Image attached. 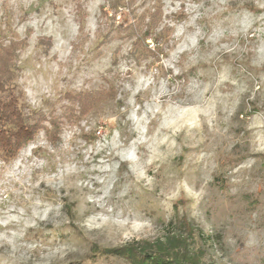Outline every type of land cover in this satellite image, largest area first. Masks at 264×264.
Masks as SVG:
<instances>
[{"label": "rangeland", "instance_id": "obj_1", "mask_svg": "<svg viewBox=\"0 0 264 264\" xmlns=\"http://www.w3.org/2000/svg\"><path fill=\"white\" fill-rule=\"evenodd\" d=\"M261 16L264 0H0L20 105L57 127L0 160V264H129L111 251L171 237L201 264H264L239 231L264 215L247 191L264 177Z\"/></svg>", "mask_w": 264, "mask_h": 264}, {"label": "trees", "instance_id": "obj_2", "mask_svg": "<svg viewBox=\"0 0 264 264\" xmlns=\"http://www.w3.org/2000/svg\"><path fill=\"white\" fill-rule=\"evenodd\" d=\"M151 29H148L149 35ZM14 59L13 50L0 47V160L4 163L15 160L19 152L33 141L42 127L40 122L44 120L41 116L36 118L33 112L26 113L20 105V94L12 86L16 77ZM78 103L82 105L80 101ZM50 122L53 127L44 131V135L49 143H53L57 127L55 121ZM111 254L129 264H201L199 256L190 254L184 241L176 237L166 238L163 242L130 243L111 251Z\"/></svg>", "mask_w": 264, "mask_h": 264}, {"label": "clouds", "instance_id": "obj_3", "mask_svg": "<svg viewBox=\"0 0 264 264\" xmlns=\"http://www.w3.org/2000/svg\"><path fill=\"white\" fill-rule=\"evenodd\" d=\"M202 7V5H200ZM199 15V14H198ZM193 20L196 19V17L192 18ZM260 20H264V16L259 17ZM71 24V21L69 20V25ZM250 27V25H248ZM183 28H181L179 31H177L176 35L179 36L183 33ZM246 30V28H245ZM200 35V31L197 30V32L188 37L190 43L188 45H183L181 48L178 49V51H184L185 48H195L197 44L196 37ZM175 58V53L173 54ZM194 59V58H193ZM168 67H171L169 64ZM174 71L179 74L184 69L177 67L174 69ZM147 83L151 84V80H149ZM228 83H234V81H228ZM239 90V89H238ZM207 91V88L205 89ZM129 103H133V101L129 100ZM145 108L148 112L152 111V108L145 105ZM129 120L136 121V110L135 107L132 109L131 115L128 117ZM141 119H144V117H141ZM43 127L40 128V131H48L52 129V124L50 122V119H44L40 122ZM142 131V129H141ZM139 143L138 141H133V144ZM22 147V145H21ZM35 147V145H33ZM247 191L249 193L255 192L257 194L264 193V177H259L255 180V182H250ZM233 192H236V189H233ZM264 215L259 214L258 212L252 211L248 214L246 221L239 226V231L241 234L245 235L248 238V243L252 245H264ZM235 235V233H234Z\"/></svg>", "mask_w": 264, "mask_h": 264}]
</instances>
